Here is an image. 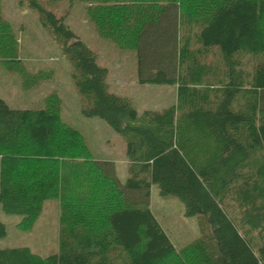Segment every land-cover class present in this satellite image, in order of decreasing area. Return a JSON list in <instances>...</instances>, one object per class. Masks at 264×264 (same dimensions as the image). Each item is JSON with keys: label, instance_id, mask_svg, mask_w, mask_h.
Masks as SVG:
<instances>
[{"label": "trees", "instance_id": "16d2710c", "mask_svg": "<svg viewBox=\"0 0 264 264\" xmlns=\"http://www.w3.org/2000/svg\"><path fill=\"white\" fill-rule=\"evenodd\" d=\"M80 1L98 35L137 50L139 82L175 84L177 99L139 113L108 90L107 68L93 51L43 10L88 99L83 113L125 139L129 176L121 181L113 161L91 156L81 132L62 120L56 92L38 109L0 97L1 209L30 230L56 199L61 225L58 252L40 258L28 247H5L0 264H264V0ZM189 23L199 54L187 63ZM244 57L254 63L239 65ZM0 61L24 89L51 76L20 59L1 0ZM152 183L176 196L185 216L202 215L208 231L177 249L151 211ZM5 232L0 221V237Z\"/></svg>", "mask_w": 264, "mask_h": 264}, {"label": "rangeland", "instance_id": "374dc122", "mask_svg": "<svg viewBox=\"0 0 264 264\" xmlns=\"http://www.w3.org/2000/svg\"><path fill=\"white\" fill-rule=\"evenodd\" d=\"M36 3L37 7L30 5L28 0H1L2 13L11 22L18 37L19 57L26 68L30 71H49L51 76L24 89L20 85L19 75L8 71L0 61V97L14 108L38 109L45 106L47 95L56 92L61 100L62 120L81 132L93 158L113 161L119 179L125 181L129 176L125 139L102 118L83 113L82 110L89 106L88 99L78 93L74 85L73 68L64 51L63 42L41 17L43 10L61 17L62 22L93 51L97 63L107 68L108 90L129 98L139 113L145 109L161 110L174 104L177 99L176 85L141 84L137 73V50L120 49L109 39L98 35L87 14L86 2L36 0ZM194 31V25L189 23L183 36L184 41L191 44L187 63L191 55L194 57L199 54L197 45L191 41L195 39ZM242 60L239 65L244 62L250 65L254 63L253 59L247 60L246 57ZM229 203V209L238 221L240 210L234 205L235 202ZM150 208L177 249L209 229L202 215L185 216L183 203L176 196L160 195L155 183L151 185ZM59 218L58 201L50 199L45 202L33 227L22 230L16 225L19 215L4 213L0 206V221L6 228L5 235L0 237V249L28 247L33 255L40 258L58 252ZM255 235L254 232V239L259 246L262 239Z\"/></svg>", "mask_w": 264, "mask_h": 264}, {"label": "crops", "instance_id": "0c3cea01", "mask_svg": "<svg viewBox=\"0 0 264 264\" xmlns=\"http://www.w3.org/2000/svg\"><path fill=\"white\" fill-rule=\"evenodd\" d=\"M10 105V104H9ZM17 108H19V107H17Z\"/></svg>", "mask_w": 264, "mask_h": 264}]
</instances>
